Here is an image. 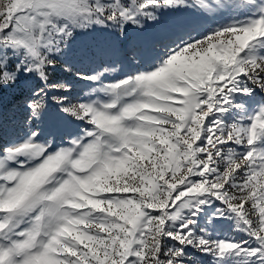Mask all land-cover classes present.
<instances>
[{
    "label": "snow or ice",
    "instance_id": "snow-or-ice-1",
    "mask_svg": "<svg viewBox=\"0 0 264 264\" xmlns=\"http://www.w3.org/2000/svg\"><path fill=\"white\" fill-rule=\"evenodd\" d=\"M199 3L196 35L108 82L77 71L73 101L50 74L75 34L115 44L187 0H0V91L31 118L0 141V264H264V102H236L264 93V0Z\"/></svg>",
    "mask_w": 264,
    "mask_h": 264
},
{
    "label": "rangeland",
    "instance_id": "rangeland-1",
    "mask_svg": "<svg viewBox=\"0 0 264 264\" xmlns=\"http://www.w3.org/2000/svg\"><path fill=\"white\" fill-rule=\"evenodd\" d=\"M205 3L210 0H204ZM186 6L166 9L160 13L158 23L146 20L141 30L130 28L126 39L115 42L109 35L112 31L90 29L77 33L70 41L66 55L58 60L56 68L51 72V79L55 81L71 82L73 91L69 93L70 99L75 101L83 92L89 91L86 82L80 81L75 73L80 71L90 74L101 71L103 68H114L115 72L105 73L103 79L108 82L119 78L124 73L132 72L135 68H143L150 64L165 50V45L171 43L178 35L191 32L196 35V29L204 24L211 23L212 17L200 6L199 0H187ZM215 26V25H213ZM142 56L145 64L137 65L132 57ZM65 61L72 66V72H66ZM237 103H245L249 111L264 102V93H257L253 97L237 95ZM31 119L23 106V97L19 92L12 90L0 91V141H7L24 135L27 131L25 119ZM57 105L50 104L44 115L41 127L46 133H52L59 138L74 124L66 121ZM237 119V113L223 114L225 124H231ZM196 255H199L198 253ZM206 259V258H205Z\"/></svg>",
    "mask_w": 264,
    "mask_h": 264
}]
</instances>
